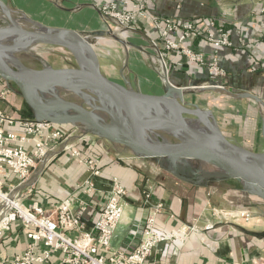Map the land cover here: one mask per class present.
I'll return each instance as SVG.
<instances>
[{"label":"crops","instance_id":"crops-1","mask_svg":"<svg viewBox=\"0 0 264 264\" xmlns=\"http://www.w3.org/2000/svg\"><path fill=\"white\" fill-rule=\"evenodd\" d=\"M109 1L96 0L95 4L89 0L17 2L19 9L26 12L39 6L50 10V6L56 12H83L91 8L99 14L96 4ZM147 5L153 16L200 23L213 20L217 27L225 28L232 45L220 48L218 55L226 77L214 80L224 87L188 94L185 101L211 111L224 136L232 143L253 152H264V105L245 97L253 94L264 102V15L261 13L264 0H149ZM137 25L143 29L150 24L145 19H138ZM60 27L68 28L64 22ZM140 34L149 38L144 31ZM189 45L196 53L211 58L213 47L205 40ZM178 62L183 66L179 67ZM170 67V79L179 86L198 84L204 87L212 80L206 69L176 54H170ZM3 89H9L11 94L6 103L0 101V109L20 119L32 118L17 88L0 79V91ZM65 129L73 133L69 142L75 143L82 155L96 164V173L69 156L65 151L67 142L57 145L48 150L25 181L6 170L4 191L13 194L25 207L38 204L52 212L62 200L76 195L90 202L81 217L84 228L91 230L99 202H107L114 181L118 180L126 194L122 198L123 220L112 239L115 250L127 248L137 241L140 225L162 206L156 220L159 231H188L169 248L159 245L145 264H264V217L259 212L258 197L247 191L240 181L216 176L214 168L196 161L137 158L97 136H89L79 146L77 142L81 137L75 138L78 128ZM87 180L96 190L91 196L84 192ZM241 212L254 214L252 221L242 220L244 223L240 224V219L227 222L224 218H216L223 213ZM4 213L5 207L0 206V218ZM210 223L215 224L213 229L207 228ZM192 227L196 229L191 230ZM71 235L78 236V233ZM28 245L27 232L20 220L0 229V263L10 264L26 251ZM64 257L61 252H56L42 264H68Z\"/></svg>","mask_w":264,"mask_h":264},{"label":"water","instance_id":"water-1","mask_svg":"<svg viewBox=\"0 0 264 264\" xmlns=\"http://www.w3.org/2000/svg\"><path fill=\"white\" fill-rule=\"evenodd\" d=\"M0 7L10 22L0 27V79L16 86L35 120L61 128L76 127L75 138L94 135L137 158L196 161L210 166L215 169L216 176L240 181L247 191L264 202V152H253L232 143L224 136L211 111L185 101L186 95L216 89L219 83L210 80L209 86L204 87L198 84L179 86L171 81L166 69L164 94H147L126 87L101 71L88 44L84 43L82 49L53 34L22 29L10 17L2 0ZM52 30L80 36L69 29ZM92 34L103 36L105 32L100 30ZM8 35L28 37L30 45L42 43L65 48L75 56L78 66L25 68L18 59L9 57L14 54L16 44L3 42L6 40L3 37ZM115 39L126 44L118 37ZM245 97L264 105L253 94ZM161 135L173 137L175 141L151 138Z\"/></svg>","mask_w":264,"mask_h":264},{"label":"built area","instance_id":"built-area-1","mask_svg":"<svg viewBox=\"0 0 264 264\" xmlns=\"http://www.w3.org/2000/svg\"><path fill=\"white\" fill-rule=\"evenodd\" d=\"M89 1L95 4L96 0ZM148 2L149 0H111L96 6L109 33L116 32L120 35V32H123L136 37L144 31L146 36L151 38L155 48L159 49L158 53L166 67L168 64L170 66V54H176L179 58L185 57L189 63L206 69L212 80H222L226 77V70L220 65L218 53L220 48L230 47L232 44L224 27H217L213 20L200 23L195 20L180 21L168 16H153L149 12ZM261 13L264 15V9ZM138 19L147 20L149 27L140 29L137 25ZM262 38L264 41V25ZM197 40H205L212 45L213 53L210 59L204 54L196 53L189 45ZM177 65L183 66L181 62ZM223 87L217 85V88ZM10 94L9 89L1 90L0 101L6 103ZM72 136L73 133L65 128L33 118L20 119L13 113L0 109V190L7 195L11 194L4 191L6 170L17 175L20 181H25L48 150L64 142H67L65 151L72 159L86 164L89 171L96 173V164L88 161L75 143L69 142ZM85 186L84 192L90 196L96 191L90 180L86 181ZM125 194L124 187L115 180L107 202H99V210L91 230L84 228L81 217L90 202L76 195L62 200L52 212L46 211L38 204H34L32 208L26 207V216H23L20 208L11 209L12 218L8 220L6 228L10 223L20 220L27 232L29 245L26 251L10 264H42L56 252L64 254V262L68 264H145L159 245L163 244L169 248L186 236V229L169 233L157 229V215L162 210V206H158L146 222L140 225L136 234L138 240L127 248L115 250L112 239L123 220L122 198ZM16 201L24 206L19 199ZM214 215L217 214L214 212ZM216 218H224L227 222L240 219L248 223L252 216L248 212H241L223 213ZM214 226V223H210L207 228L213 229ZM72 232L78 233V236H72Z\"/></svg>","mask_w":264,"mask_h":264},{"label":"rangeland","instance_id":"rangeland-1","mask_svg":"<svg viewBox=\"0 0 264 264\" xmlns=\"http://www.w3.org/2000/svg\"><path fill=\"white\" fill-rule=\"evenodd\" d=\"M4 1L9 9L10 17L16 22H21V26L26 27L28 30H34L32 29L33 25H42L52 29L64 28L73 30L79 35L81 34L80 36L88 37L89 41L101 37L99 40L92 41L90 46L96 55L101 71L111 80L147 94L161 95L166 92V84L163 79L165 71L158 56L159 49L155 48L150 41L151 38H146L141 34L136 37H131L130 34H127V37L121 38L120 35L123 32H120V35L116 32L108 33L97 11L91 8L85 9L83 12L79 10L74 12L64 11L63 13V11L59 10L56 12V9L52 11L50 6V10H44L39 6L34 8V11H32L33 8L31 11L26 9L28 11L26 12L19 9L18 0ZM63 22L68 28L60 27ZM9 24L8 17L0 7V27H6ZM93 29H97L96 31L102 30L105 34L103 36L93 35ZM116 37L126 42V44L117 41ZM34 45L36 47L34 55H25L22 52L15 54L25 68L40 70L46 66L55 69L76 68L78 66L75 56L65 48L42 43ZM166 69L170 77L171 67L169 64ZM85 136V138H82L84 137L82 136L80 138L81 141L77 142L79 146L81 142H86L89 136L94 137V135ZM151 138L154 141H175L173 137L165 135ZM257 205L259 212L264 217V202L261 198H258ZM253 217L254 214L252 219ZM242 223L244 222L241 220L240 224Z\"/></svg>","mask_w":264,"mask_h":264},{"label":"bare ground","instance_id":"bare-ground-1","mask_svg":"<svg viewBox=\"0 0 264 264\" xmlns=\"http://www.w3.org/2000/svg\"><path fill=\"white\" fill-rule=\"evenodd\" d=\"M21 22H17L18 26L22 29H27L26 27H22ZM32 29L38 31V32H42L45 34H53L57 37L63 38L65 40H69L70 42L78 45L80 48L84 49V43L88 44V46H90L91 42L94 40H99L101 37L99 38H95L93 40L88 39V37L86 36H78L72 33H68V32H58L49 28H45V27H38L36 25H33ZM81 35V34H80ZM121 38L127 37V33H122L120 35ZM4 39H6L5 42L8 45H14L16 44V50H14V54H10L9 57H11L12 59L17 61V58L15 56V54L17 52H22L25 55H34V51H36V47H34L35 45H30L29 39L28 37H25L23 35H8L6 37H3ZM1 43V40H0ZM91 47V46H90ZM92 51V48L89 49ZM159 58L161 59L160 55H158ZM162 62V59H161ZM163 64V62H162ZM163 69L164 71H166V66L163 64ZM69 97V96H68ZM98 116L102 117L101 114H99ZM86 136L82 137L85 138ZM189 162V161H188ZM0 203H2V207H5V215L3 214V216L0 218V229L6 228V224L8 222V220L10 218H12V212L11 209L13 208H20L21 212L23 214V216H26L27 214V210L25 206H22L20 204H18V202L16 201V199L13 197V194L7 195L4 192H2L0 190ZM201 236V235H200ZM204 238V237H203Z\"/></svg>","mask_w":264,"mask_h":264},{"label":"trees","instance_id":"trees-1","mask_svg":"<svg viewBox=\"0 0 264 264\" xmlns=\"http://www.w3.org/2000/svg\"><path fill=\"white\" fill-rule=\"evenodd\" d=\"M12 86H14L15 88H16V86L15 85H13L12 84ZM30 112V111H29ZM30 114V117H32L33 118V116H32V114H31V112L29 113ZM34 119V118H33Z\"/></svg>","mask_w":264,"mask_h":264}]
</instances>
